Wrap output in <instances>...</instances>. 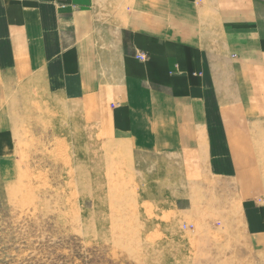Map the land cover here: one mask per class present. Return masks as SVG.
<instances>
[{
    "label": "rangeland",
    "instance_id": "1",
    "mask_svg": "<svg viewBox=\"0 0 264 264\" xmlns=\"http://www.w3.org/2000/svg\"><path fill=\"white\" fill-rule=\"evenodd\" d=\"M247 50L250 60L228 56L247 63L241 78L252 84L254 117L229 108L225 118L251 130L234 150L239 179H252L234 183L239 201L264 191V54ZM46 90L39 78L0 72V264H261L243 246L248 261L231 262L219 187L195 155L158 148L164 128L141 126L132 140L114 105Z\"/></svg>",
    "mask_w": 264,
    "mask_h": 264
},
{
    "label": "crops",
    "instance_id": "2",
    "mask_svg": "<svg viewBox=\"0 0 264 264\" xmlns=\"http://www.w3.org/2000/svg\"><path fill=\"white\" fill-rule=\"evenodd\" d=\"M247 49L264 54V0H0V72L107 101L130 120L132 140L141 126L164 128L158 148L195 155L219 187L222 243L238 252L231 262L248 261L243 246L264 264V191L239 201L234 185V150L251 130L225 120L229 108L254 117L247 63H228L236 51L252 59Z\"/></svg>",
    "mask_w": 264,
    "mask_h": 264
},
{
    "label": "built area",
    "instance_id": "3",
    "mask_svg": "<svg viewBox=\"0 0 264 264\" xmlns=\"http://www.w3.org/2000/svg\"><path fill=\"white\" fill-rule=\"evenodd\" d=\"M137 58H138L139 60H145L146 55H145V54H140V55H137Z\"/></svg>",
    "mask_w": 264,
    "mask_h": 264
}]
</instances>
